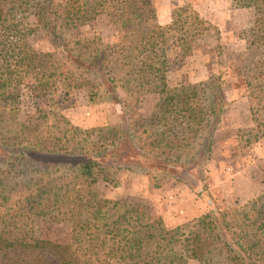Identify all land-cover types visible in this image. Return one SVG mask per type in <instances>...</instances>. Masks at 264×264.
Instances as JSON below:
<instances>
[{
	"label": "trees",
	"instance_id": "1",
	"mask_svg": "<svg viewBox=\"0 0 264 264\" xmlns=\"http://www.w3.org/2000/svg\"><path fill=\"white\" fill-rule=\"evenodd\" d=\"M235 2L254 13L250 46L264 48V0ZM32 3L35 0H0V166L7 167L0 169V264H188L192 259L202 264H264V195L241 209L226 207L184 180L208 211L168 229L145 207L97 199L91 192L103 168L127 160L175 179L206 174L207 180L206 166L214 162L228 109L220 77L216 86L212 80L201 84L203 97L197 87L169 86L166 74L171 57L190 56L218 29L191 7L175 10L171 23L161 26L155 23L150 0H118L120 14L113 21L117 43L90 61L63 45L72 66L63 70L55 55L28 45L15 19L23 10L37 11L38 24L55 36L95 20L107 2L68 0L56 11ZM256 68L264 75V61ZM124 70L135 89L146 86L148 93L160 96L150 120L143 122V133H154L148 152L131 134L137 126L130 128L124 121L120 128H108L113 138L94 150L84 149L94 130L82 133L65 117L47 121L42 109L39 118L45 122L40 126L14 128L22 92L36 101L52 93L66 99L76 87L88 86L92 101L98 85L90 78L96 77L116 103L118 88L127 89L121 79ZM160 141L165 147L157 151L154 146ZM46 223L67 228L70 243L37 237Z\"/></svg>",
	"mask_w": 264,
	"mask_h": 264
},
{
	"label": "rangeland",
	"instance_id": "2",
	"mask_svg": "<svg viewBox=\"0 0 264 264\" xmlns=\"http://www.w3.org/2000/svg\"><path fill=\"white\" fill-rule=\"evenodd\" d=\"M66 1L68 0H35L32 4L40 3V7L46 6L47 10L50 7L49 11H56ZM105 1L107 8L95 20L77 28L59 30L55 36L47 27L38 24L37 11L23 10L15 23L19 24V29L31 48L39 53L55 55V61L62 64L64 70L65 67L72 66L63 45L74 53H81L85 60L90 61L97 52L109 44L117 43L116 25L113 21L120 14V6L118 0ZM150 1L155 23L158 25H169L175 10L191 7L218 29L217 34L205 36L190 56L183 59L171 57L166 76L169 86L197 87V92L204 91L201 84L211 80L216 86V78L220 77L221 97L228 104L224 121H221L224 129L218 136L220 145L215 148L214 162L206 166L209 173L207 180L206 174H202V178L195 174H185L183 180H179L154 169L130 165L131 160H127L125 164L103 168L98 181L91 185V192L97 199L145 207L153 220L162 219L168 229H174L195 219L193 217L198 204L201 207L206 205L186 181L207 190L206 198L212 197L217 205L223 204L226 207L241 209L252 199L264 195V75L256 68L260 61H264V48L250 46L249 38L253 33L255 16L251 9L237 6L235 0ZM49 21L53 22L52 19ZM93 39H96L95 42H92ZM90 79L98 85V95L92 101L88 86L76 87L66 99L61 98L59 93H52L36 101L26 91L22 92L18 100L19 111L16 113L14 128L40 126L43 119L39 118V109H42V112L48 114L47 121L65 117L70 126L79 128L82 133L94 130L87 138L88 143L84 145L82 142L85 150H94L96 147L100 148L108 137L113 138L114 133L108 128H120L124 121L130 128L137 126L138 133L132 129L131 134L136 136V144L142 145L144 151L148 152L153 147L154 133L152 137L143 133V122L150 120L160 96L157 93H148L146 86L141 90L135 89L134 83L124 70L121 79L122 83L127 81V89L125 91L118 88L119 98L115 103L108 92L109 88L101 84L99 78ZM202 96L204 97L203 93ZM60 126L65 127V123ZM81 136L84 137V134ZM235 136L237 142L231 146L227 140ZM159 144L154 146L157 151L165 147V142L160 141ZM222 145L230 152L235 150V155L231 158L234 161V171L242 172L243 175L242 180L234 185L237 191L233 189V194H238L237 199L224 198L223 188L216 186L211 176L212 170L216 169L215 162L220 158ZM4 168L7 167L0 166V169ZM105 176L109 181H105ZM230 192L231 189L228 188L227 195ZM193 202L196 204L193 205ZM186 219L189 220L184 222ZM182 221V224L177 225ZM36 236L61 244L70 243L72 238L67 228L53 223L43 224ZM188 264L202 263L192 259Z\"/></svg>",
	"mask_w": 264,
	"mask_h": 264
},
{
	"label": "crops",
	"instance_id": "3",
	"mask_svg": "<svg viewBox=\"0 0 264 264\" xmlns=\"http://www.w3.org/2000/svg\"><path fill=\"white\" fill-rule=\"evenodd\" d=\"M234 128V127H233ZM236 140V136L229 139V141L227 140V142H230L229 144H231V146L233 144H236L237 141ZM228 146V145H227ZM235 146V145H234ZM234 152V153H233ZM233 154L235 155V150L232 152L229 151L228 148L224 147V145H222V150L220 151V158L215 162V171L212 170L211 172V176L214 178L215 180V184H217L216 186H220L223 188L224 191V198H235L237 199L238 194H233V189L237 191V188H234V185L236 186L238 181L242 180V172H236L234 171V161L231 159L233 157ZM233 185V186H232ZM231 189L230 194L227 195L226 191L227 189ZM195 196V195H194ZM177 200V198L175 199ZM253 200V199H252ZM196 203L193 202V205H195ZM208 209L207 206L205 205V207H201L199 204L197 205V209H195V214L193 218H198L201 217L203 215H205L207 213ZM199 212V213H197ZM192 213V210L191 212ZM186 218V217H185ZM191 219V217L189 218ZM189 219L184 220L187 221ZM182 222H178L177 225L182 224Z\"/></svg>",
	"mask_w": 264,
	"mask_h": 264
}]
</instances>
